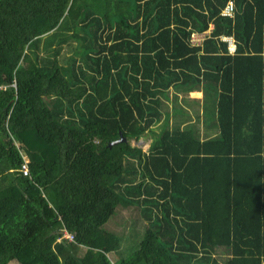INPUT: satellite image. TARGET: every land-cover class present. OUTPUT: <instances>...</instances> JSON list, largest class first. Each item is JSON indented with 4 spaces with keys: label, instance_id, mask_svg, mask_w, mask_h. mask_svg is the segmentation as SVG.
<instances>
[{
    "label": "trees",
    "instance_id": "16d2710c",
    "mask_svg": "<svg viewBox=\"0 0 264 264\" xmlns=\"http://www.w3.org/2000/svg\"><path fill=\"white\" fill-rule=\"evenodd\" d=\"M0 264H264V0H0Z\"/></svg>",
    "mask_w": 264,
    "mask_h": 264
},
{
    "label": "rangeland",
    "instance_id": "374dc122",
    "mask_svg": "<svg viewBox=\"0 0 264 264\" xmlns=\"http://www.w3.org/2000/svg\"><path fill=\"white\" fill-rule=\"evenodd\" d=\"M211 28H212V25L210 26V29H208L205 32H202V34L210 32L211 31ZM201 38H202V35L201 34H194V35H192V40H193L194 43L199 42ZM174 94L175 93H173V91H172L171 92V100L165 102L169 106L168 107L169 110H173L174 106H182L184 108L190 109L191 108V105L193 104V102L191 101L192 98H200L199 99L200 101L201 100L204 101V99H205V96H204V94H203L202 91H196V92L190 93V95H187V96H182L181 94H179L178 95V102L176 104V103H174V100H175V95ZM183 100H186L188 103H191V104H188V103L184 102ZM181 118L182 119H185L186 122L184 123L182 120L180 121V119H177L175 117V115L172 114L170 116L171 124L175 125V123H176V124H180V126H183L184 124L192 123L195 126H197L198 128H200L201 130H203V123L201 122V119L199 120L196 116H192L191 118H188V117H181ZM160 125H161V122H158V123H156L154 125L153 128H154V130L156 132L159 131ZM151 140H152V138L150 136H148V137H141L139 140L132 139L131 140V144L134 145V146L141 147L144 151H146L149 148V145H150ZM124 213H125L124 211H122L121 213H119V214H121V215H119V217H122V215H124ZM110 226H112L113 228H118V226L115 225V223H111ZM139 227H140V225H139ZM62 237H67L66 236V232H64V234H63ZM59 239L60 238H58V240Z\"/></svg>",
    "mask_w": 264,
    "mask_h": 264
},
{
    "label": "built area",
    "instance_id": "2783aa9c",
    "mask_svg": "<svg viewBox=\"0 0 264 264\" xmlns=\"http://www.w3.org/2000/svg\"><path fill=\"white\" fill-rule=\"evenodd\" d=\"M233 11H234V4H233L232 1H229L228 4L222 10V15L231 16L233 14ZM194 34H201L202 35V38L200 39V41L197 42V43H200L207 33H204V34H202V33H194ZM222 39L228 42V48H229L230 52L234 53L235 49H236L234 38L231 37V36H223ZM28 162H29L28 157L24 153L23 154V163L21 164V167L19 168V170L23 173V175H29L30 170H29ZM66 236L70 240L73 239V236L70 233H68V232H66Z\"/></svg>",
    "mask_w": 264,
    "mask_h": 264
},
{
    "label": "water",
    "instance_id": "95a60500",
    "mask_svg": "<svg viewBox=\"0 0 264 264\" xmlns=\"http://www.w3.org/2000/svg\"><path fill=\"white\" fill-rule=\"evenodd\" d=\"M122 141H126V137L122 136V134H121L120 138L117 139V140H115V141H113L112 144H113V143L122 142Z\"/></svg>",
    "mask_w": 264,
    "mask_h": 264
},
{
    "label": "clouds",
    "instance_id": "9594fccd",
    "mask_svg": "<svg viewBox=\"0 0 264 264\" xmlns=\"http://www.w3.org/2000/svg\"><path fill=\"white\" fill-rule=\"evenodd\" d=\"M232 53V52H231Z\"/></svg>",
    "mask_w": 264,
    "mask_h": 264
}]
</instances>
